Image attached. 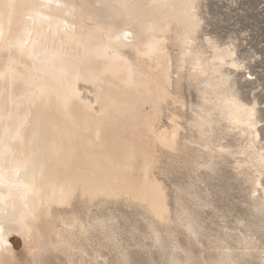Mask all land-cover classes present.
Masks as SVG:
<instances>
[{
    "label": "bare ground",
    "instance_id": "obj_1",
    "mask_svg": "<svg viewBox=\"0 0 264 264\" xmlns=\"http://www.w3.org/2000/svg\"><path fill=\"white\" fill-rule=\"evenodd\" d=\"M199 2L0 0V264L13 232L29 242L47 228L73 246L96 200L126 196L165 223L157 154L206 164L218 129L264 162L256 105L225 69L235 50L200 41ZM182 81L197 92L189 106Z\"/></svg>",
    "mask_w": 264,
    "mask_h": 264
},
{
    "label": "rangeland",
    "instance_id": "obj_2",
    "mask_svg": "<svg viewBox=\"0 0 264 264\" xmlns=\"http://www.w3.org/2000/svg\"><path fill=\"white\" fill-rule=\"evenodd\" d=\"M199 6L198 35L207 50L208 40L235 50L239 67L225 69L242 100L256 105L254 153L264 156V0H200ZM180 85L188 106L197 101L188 81ZM212 135L215 149L223 146L219 153L204 151L206 164L157 154L151 171L167 195L165 223L126 196L96 200L81 209L88 232L76 244L51 243L47 228L29 242L13 232L12 258L4 264H264V162L242 151L246 138L237 130Z\"/></svg>",
    "mask_w": 264,
    "mask_h": 264
}]
</instances>
